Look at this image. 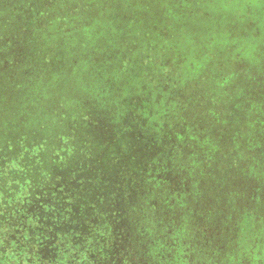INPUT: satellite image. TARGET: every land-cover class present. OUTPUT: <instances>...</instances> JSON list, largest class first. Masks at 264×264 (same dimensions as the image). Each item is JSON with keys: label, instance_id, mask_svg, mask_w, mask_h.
<instances>
[{"label": "trees", "instance_id": "obj_1", "mask_svg": "<svg viewBox=\"0 0 264 264\" xmlns=\"http://www.w3.org/2000/svg\"><path fill=\"white\" fill-rule=\"evenodd\" d=\"M0 264H264V0H0Z\"/></svg>", "mask_w": 264, "mask_h": 264}]
</instances>
